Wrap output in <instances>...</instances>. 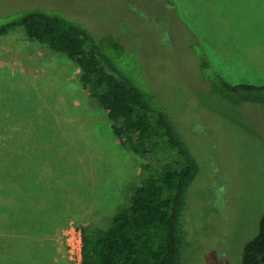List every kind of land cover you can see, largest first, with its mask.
Segmentation results:
<instances>
[{"label":"rangeland","instance_id":"obj_1","mask_svg":"<svg viewBox=\"0 0 264 264\" xmlns=\"http://www.w3.org/2000/svg\"><path fill=\"white\" fill-rule=\"evenodd\" d=\"M35 6L63 13L97 39L117 38L127 50L115 55L118 67L155 91L197 158L181 264H242L264 213V102L230 103L212 92L207 77L264 85V71L256 79L240 71L236 59L244 61V53L229 45L230 0H0V23ZM79 74L74 60L22 28L0 34V172L9 161L8 169L24 168V175L9 173L17 190L6 194L13 196L11 211L21 216L22 206L25 213L32 207L36 221L26 236L6 228L0 179V264H71L69 225L108 226L144 178L142 159L121 146ZM52 204L72 212L56 232L43 222Z\"/></svg>","mask_w":264,"mask_h":264},{"label":"trees","instance_id":"obj_2","mask_svg":"<svg viewBox=\"0 0 264 264\" xmlns=\"http://www.w3.org/2000/svg\"><path fill=\"white\" fill-rule=\"evenodd\" d=\"M16 28L76 62L83 90L106 110L121 146L142 159L144 178L130 204L106 227L79 226L81 264H181L190 245L183 221L187 196L200 166L155 91L118 67L115 55L125 54V46L115 37L97 39L86 26L45 7L8 16L0 34ZM201 59L208 69L207 59ZM207 79L212 92L230 103L264 102V85L230 84L213 73ZM241 263L264 264V213L258 234L245 243Z\"/></svg>","mask_w":264,"mask_h":264},{"label":"crops","instance_id":"obj_3","mask_svg":"<svg viewBox=\"0 0 264 264\" xmlns=\"http://www.w3.org/2000/svg\"><path fill=\"white\" fill-rule=\"evenodd\" d=\"M239 16L243 17V19L241 20L238 19ZM229 19H230V33L232 35L230 37L232 43H230L229 40V45L231 48L233 47L236 49H242L245 57L244 61H240L236 59L239 68H241L240 71L248 75L250 79H256L255 76H258L256 74H258L259 71H264V60L262 59V57H264V0H230ZM239 26L243 29L242 30L239 29ZM232 53L233 55L235 54L237 55L239 51ZM249 72L252 73V75H249ZM2 142L6 145L7 149L9 148L8 150L13 149L12 147L10 149V146L13 143V142L11 143L10 140H6ZM12 165L9 161L8 167L6 166L5 170H2V172L3 173L5 172L6 174L1 175L3 178H0L2 180H6L4 197L7 200V202L6 205L4 206V210L2 211H4V216H6L5 218L7 219L6 228L8 230L11 229V231L13 230V232H22V235L26 236L25 231L26 230L28 232L31 231L32 230L31 226H35L34 224H36L35 219L32 218L35 217L34 216L35 213L31 211L33 210L32 207L29 212L27 211L25 213L23 206H22L21 216H17L15 211H11L13 203H11L10 201L13 200V196L7 195L6 192L8 190L9 193H11L12 191L17 190L13 188L12 185V181L15 180V177L13 175H17V174L24 175L25 173L24 168H19L17 171H15V169H8L9 167H12ZM9 173H12L13 175ZM16 180H21V178L16 177ZM38 185L32 189V192L34 194H39ZM17 187L20 189L21 184H17ZM49 206L50 207L48 208L47 211H45L44 209L45 214L43 216L45 219L43 220V222L45 226L48 224V222L49 224L52 223L54 229L53 231L56 232L58 228L62 227L66 223V220L68 219V215H70L72 212L68 210V207L62 208L60 205L56 206V204H52ZM43 207L45 208L44 205ZM51 208L54 209L61 208L62 211H60V213H55L54 215L53 214L54 209L51 210ZM53 216H59V220L53 221L51 219ZM50 238H54V237L50 235L49 236L46 235L44 237V239H50Z\"/></svg>","mask_w":264,"mask_h":264},{"label":"built area","instance_id":"obj_4","mask_svg":"<svg viewBox=\"0 0 264 264\" xmlns=\"http://www.w3.org/2000/svg\"><path fill=\"white\" fill-rule=\"evenodd\" d=\"M66 253L71 264H81L82 262V233L81 228L69 225L65 233Z\"/></svg>","mask_w":264,"mask_h":264}]
</instances>
